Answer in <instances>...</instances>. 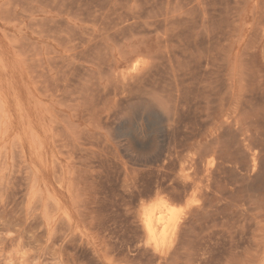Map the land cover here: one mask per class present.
I'll list each match as a JSON object with an SVG mask.
<instances>
[{
	"label": "rangeland",
	"instance_id": "1",
	"mask_svg": "<svg viewBox=\"0 0 264 264\" xmlns=\"http://www.w3.org/2000/svg\"><path fill=\"white\" fill-rule=\"evenodd\" d=\"M263 18L264 0H0V264H247V262L249 264H259L261 259L256 261V258L262 255L263 251L261 252V247L257 248L255 243L251 242L253 240H250L255 230H257V225L253 222L247 224L243 214L245 213L244 208L243 210L238 208L232 213L230 208L236 203L232 201H230V204L225 202V206L228 205L229 210L223 212L224 202L219 203V200H212L219 193L220 184L217 182H223L224 177L227 178L224 181L226 182L228 177L219 172L218 158L214 161L213 158L215 157H211L212 155L209 157V153L200 152V146L197 145L200 139L199 137L195 138L202 130L205 132L211 124L205 116L208 106L206 95L202 93V83L190 79L188 83L183 85L184 79L180 75H182V69L186 68L185 64L190 63L189 66L193 68L194 59L191 53L195 52V40L200 41L199 44L203 48L211 49L214 54L217 53L218 49L223 50L218 54L219 60L213 61L211 59L208 61V63L211 62L212 66L210 63V65L204 63L199 70L200 79L208 71H219L223 80L221 82L225 81L224 66H226V60L223 54L227 53L229 44L233 47V62L236 61V56H238L239 61L240 58L246 59L248 57L245 54H255L257 55V65L264 74V27H260L264 25ZM117 25L121 27L115 28ZM255 25H258L260 29L255 28ZM68 27L72 32L71 34L68 31L71 34L69 36L66 35L68 34L66 31ZM106 27L108 28L106 29ZM110 27H114V30ZM126 27L132 28L134 31L139 27V30L141 29L146 37L143 34L142 36L141 32L139 33L140 38H135L136 34L128 35L127 33V37L131 39H125V35L119 34L116 30ZM209 27L213 29L210 30ZM104 28L107 31L102 34ZM214 29H217V31L220 29V32L215 35L212 43H209L208 38L213 34ZM149 30H151L149 32L151 36L147 33ZM258 31L259 33H256ZM92 32L96 36L98 35L99 38L93 35ZM106 33L108 38H106ZM109 33L112 34V38ZM198 34L201 35L198 36ZM63 36L66 38L64 39ZM123 36L124 40L121 39ZM109 37L114 43L116 42L115 39L123 41L117 40L119 42L114 45L113 50L111 42L107 40ZM73 38L76 40V42L74 41L75 44ZM104 39L107 44L104 43ZM164 39L165 43H163ZM88 40H90L89 42L94 40V42L89 43ZM143 40L157 44L161 48V53L156 60L149 58L153 60V65H156L159 69L158 78L156 77L158 84L148 87L146 91L142 90L143 88L139 89L140 94L136 91L137 89H132L131 94L123 90V80L118 77L120 70H114L115 59L119 57V51L126 52L131 43ZM96 41L98 44L100 43V46L102 45V49L97 48ZM59 42H64V45L59 47L61 45ZM76 43H82L78 44L81 47L76 48ZM70 44L71 46L73 44V46L67 48ZM94 44H96L94 49H98V51H93ZM116 46L119 48L118 50ZM253 48L255 50H252ZM164 49L169 50L164 51L165 54H163ZM70 50H72L71 54ZM87 50L94 55L92 57L96 60V66L102 58L101 56L105 55L104 58L106 59L103 63H98L99 67L97 68H103V73H106V69L111 70L112 77L105 76L109 71L105 75H102L101 69L98 71L94 66L95 63L90 62L94 60L92 57L89 58L90 52L88 51L89 54L86 53ZM114 51L117 52L115 59ZM98 52L102 53L99 55ZM244 52L245 54L242 55ZM55 53L60 55L57 54L58 56H56ZM166 53H168V56H166ZM46 54L48 58L50 55L52 56L49 58L51 65L47 62ZM81 55L83 58L80 57ZM177 55H180V58L184 57L180 60ZM165 57H169L168 60H172V63L168 65L170 62L167 61L166 63ZM186 57L189 60L188 62ZM51 58L54 59L53 62H51ZM87 58L92 60H85ZM161 58H163V62L160 60ZM82 59L84 62L88 61V65ZM149 59L144 60L148 62V66H152V61ZM62 60L66 61L63 62ZM144 60L141 61L144 62ZM66 62L69 63V67ZM100 62H102V59ZM164 62L166 64H163ZM71 63H73V67L70 68ZM58 64L61 67L58 66V69L56 67L55 70L58 71L61 68L62 72L59 70V76H56L57 74L53 69ZM66 64L68 73L63 71L65 68L62 70V65L65 67ZM41 65H44V67ZM53 66V69L50 68ZM74 66L78 67L75 69ZM42 68H44V74L45 71L46 74L49 72L48 77L50 79H46L47 75L43 74L46 81L41 80L43 76L38 73L40 70V72L43 71ZM79 68L81 71L78 70ZM70 69L72 75H70ZM88 70L89 72H87ZM179 71L181 72L179 73ZM29 73L38 74L35 76L39 77L37 78L39 84L36 81L37 79L33 78L34 75H29ZM66 73L71 77L64 75ZM60 74L68 79H65L64 82V76H62L63 80L61 79V81L64 82V85L60 81L57 86L55 80L60 78ZM87 74L91 78L87 77ZM95 74H98L95 76L97 81L91 80ZM172 74L171 79L169 76H172ZM103 76L104 79L100 81ZM57 77L59 78L56 79ZM116 77L122 81L117 82ZM204 78L206 79V76ZM71 79L73 83H69ZM83 79L87 82H83ZM169 80H173V82L169 83ZM76 81L82 83L81 85L85 90ZM177 81L181 84L175 83ZM171 83H174V85ZM52 84H55L57 88H53ZM75 84L81 90L80 93H78L77 87L75 88ZM95 84L100 87L99 90L95 89ZM115 84L117 85L115 86ZM66 86L68 90L64 89ZM39 87H42L44 91ZM73 87L76 92L72 89ZM90 87L92 88L90 89ZM86 88L88 91H86ZM103 88L105 90H102ZM111 88L115 90L112 91ZM50 89L52 90L51 94L50 91L48 94L46 91ZM40 90L48 96L42 95V97L40 94L44 93L39 94ZM90 90H92V93H90ZM101 90L105 94L106 92H112L110 95L106 94L108 97H104L105 101L102 98L106 95ZM168 90H170V93L167 92ZM53 91L56 93L55 97ZM60 91H63L64 94ZM73 92L77 94L74 95ZM94 92L95 94H93ZM99 92L103 93V96ZM178 92L182 93L179 94ZM81 93H86L84 96L87 97L88 102L85 98H82L84 96H80ZM120 93L122 94L119 95ZM131 95L134 97L132 98ZM44 96H47L48 99ZM76 96L77 99L73 100L72 98H76ZM60 98L64 101L62 99L60 101ZM82 99H84V105H82ZM155 99L163 100V104L165 103L167 109L171 107L173 110L172 115L174 116L171 117L172 115H170L173 120L165 123L166 132L169 135L174 133L171 135V141L174 137L173 140L176 139L177 143H180L179 141L185 142L189 138V144H192L183 148L179 159H174L169 164L153 163L151 161L157 157L155 156L156 148L164 143V133L161 130L157 131L156 126L152 124L146 114H138L139 111L137 110L143 104L157 105ZM59 103L66 107L61 106ZM89 103L94 108H90ZM93 103L95 104L93 105ZM85 104L89 107L87 108ZM48 110L54 116L53 118ZM87 111L90 113L87 114ZM55 112L58 114L60 112L61 115H57ZM85 113L88 117L83 115ZM90 114H94L91 116L95 117L97 122ZM61 116L64 118V122ZM111 116H113V119ZM90 118H93L94 121ZM202 120H204V124H202ZM68 121L74 124L73 128H76L73 132L71 131L73 128ZM108 121L110 124H108ZM51 123H54L55 127L58 125L57 129ZM95 125L99 129H96ZM127 127L132 131H126ZM60 128L63 129V132L59 130ZM138 128L139 130H137ZM105 129L110 130L109 133L107 132L109 135L106 134ZM56 130L59 132L58 134L53 133ZM177 134L178 136L181 134L180 138ZM58 137L64 139L61 140L60 138L58 140ZM80 139L82 143L80 144L84 147L79 144ZM82 139L87 141L84 142ZM56 140L58 141L56 142ZM60 140L61 142L65 140V145L60 143ZM69 144L73 147H70ZM67 145L69 146L66 148ZM96 147L98 149L100 147V152H97L99 150ZM88 149H92L91 152ZM64 151L67 154L66 156ZM197 152L203 154L202 160L204 161H212L213 164L218 162L213 167L214 170L218 169L217 172L212 170L216 175L214 177L216 179H213L215 183L212 184L213 181L206 180L207 184L205 181L201 183V189L206 186V190L204 188L198 192L202 193L200 191H204L206 194L204 192L201 195L197 194L194 199L183 197L180 201L175 202L176 206H179L180 212V219L176 228L182 227V229L179 228L181 231H178L175 228L173 231L175 235L170 236L167 245L161 251H157L155 245L146 246L144 241L147 232L143 218V204L146 202L145 205L149 206L153 203L154 197H151L153 191L161 184L166 187L177 184L176 186L181 187L183 167L188 168L187 164L192 163V159L201 160V154L198 157ZM71 156H73L72 159ZM74 160L76 161L74 162ZM91 165L92 167H90ZM200 166V169L203 168L202 165ZM60 167L61 172L58 170ZM68 171L71 174L70 176ZM53 174L55 176L60 174L61 180L57 176L58 179L55 176L53 177ZM214 174L212 173L211 178ZM53 178L57 179V182ZM58 180H60L59 184ZM91 181L94 183L91 184ZM262 199L261 204L263 206L264 193ZM141 200L142 202H140ZM232 216L233 220L231 221ZM181 223L182 225H180ZM243 225L246 226V230H243L245 228L242 229ZM228 229L229 231L233 230L234 234L229 233ZM176 232L179 235H176ZM248 236L250 237L248 238ZM245 240H250L253 246ZM262 244L263 248L264 239H262ZM237 246H240V248ZM246 246L248 247L246 248ZM241 248L244 251L252 248L251 251L254 252L256 258L251 259L253 261H247L246 252ZM259 249L260 253L258 254ZM239 253L241 256H238ZM234 260L235 262H233ZM191 261L194 262L191 263Z\"/></svg>",
	"mask_w": 264,
	"mask_h": 264
},
{
	"label": "bare ground",
	"instance_id": "2",
	"mask_svg": "<svg viewBox=\"0 0 264 264\" xmlns=\"http://www.w3.org/2000/svg\"><path fill=\"white\" fill-rule=\"evenodd\" d=\"M264 19V18H263ZM256 26H258V25H255V28H259L260 29V27L261 28H263L264 27V25L263 26H258V27H256ZM67 27V26H66ZM70 27V26H69ZM67 28V30L66 29H64V30H66L67 32L69 31L71 34H72V32L70 31V28ZM117 27H121V26H116L115 28H117ZM140 27V26H139ZM139 27L138 28H136L135 29V31H134V29H132V28H124V29H117L116 31H118V33L119 34H121V35H125V39H128L129 37H127V33H128V35L129 34H132V35H134V34H136L137 35V37H136V35H135V38H140V32H141V35L144 33L141 29V31L139 30ZM141 27H142V25H141ZM140 27V28H141ZM213 28L215 27V26H212ZM212 27H209V29L211 30V29H213ZM96 28V27H95ZM108 27H106V29H107ZM110 28H112V27H110ZM143 29H145L144 27H142ZM206 28V27H205ZM216 28V27H215ZM255 28H254V30H255ZM69 29V30H68ZM71 29H72V27H71ZM113 30H114V27L112 28ZM112 29H111V32H112ZM206 29H208V28H206ZM75 30H77V29H75ZM98 30V29H97ZM109 30V29H108ZM66 31H63V32H66ZM73 31V30H72ZM85 32L87 31V30H84ZM104 32H102V31H100V32H102V34L103 33H105L106 31H105V28H104V30H103ZM145 31H147V30H145ZM151 30H149L147 33H149ZM66 32V33H67ZM69 32H68V34H66V35H71V34H69ZM94 32V31H93ZM92 32V34L93 35H95L94 33ZM109 32V31H108ZM143 32V33H142ZM208 32V31H207ZM220 32V29H218V31H217V29L215 30L214 29V31H212V33L213 34H211V32H210V37L208 38V42L209 43H212V41L214 40V38H215V35L216 34H218ZM253 32V31H252ZM73 33H74V31H73ZM88 33V32H87ZM90 33V32H89ZM114 33V32H113ZM138 33V34H137ZM146 33V32H145ZM146 33V34H147ZM256 33H259V31L258 32H256ZM91 34V35H92ZM110 34V33H109ZM90 35V34H89ZM101 35V34H100ZM105 35V34H104ZM106 35H107V33H106ZM105 35V36H106ZM111 35V38H112V34H110ZM109 35V36H110ZM143 35H145V34H143ZM142 35V36H143ZM149 35H150V33H149ZM199 35H201V34H198V36ZM254 35V34H253ZM87 36V35H86ZM96 36V35H95ZM151 36V35H150ZM250 36H252V35H250ZM254 36H256V35H254ZM254 36H252V38H254ZM64 37V36H63ZM71 37V36H70ZM72 37H73V35H72ZM80 37V36H79ZM96 37H98V35L96 36ZM113 37H115V38H118L117 36H113ZM144 37H146V35L144 36ZM66 37H64V39H65ZM93 38H95V37H93ZM99 38V37H98ZM100 38H102L101 36H100ZM106 38H108V35H107V37ZM111 38L109 37V39H107L109 42H111V46L113 47V50H114V45L115 44H118V42L120 41H123L124 40V36H123V38H121V39H123V40H119V39H117V40H119L118 42H117V40L115 39V43H114V41L113 40H111ZM79 39V38H78ZM88 39H90V38H88ZM96 39V38H95ZM114 39V38H113ZM131 38H129L128 40H130ZM60 40H62V39H60ZM70 40V39H69ZM74 41L76 42V40L73 38V43H74ZM77 41H79V40H77ZM90 40H88V42H89ZM92 41V40H91ZM99 41H100V39H99ZM104 41V43H106L105 42V39L103 40ZM171 41V40H170ZM64 42H66V41H64ZM64 42H59L61 45H59V47L60 46H63L64 44ZM68 42V41H67ZM85 42H86V38H85ZM94 42V40L92 41V42H89V43H93ZM127 42V41H126ZM132 42H134V41H132ZM200 42V41H199ZM199 42L197 41V40H195V48H194V50H195V52H192L191 54V56L193 57V59H194V65H193V68H192V66H189L190 65V63L188 64V66H187V64H185L184 66L186 67V68H184V69H182V75H180V76H182L183 77V79H184V81H183V85L185 84V83H188V80H198V82L199 83H202V93L203 94H205L206 95V104H207V111H206V114H205V116H206V120H209L208 122H210L211 124H210V127L207 129L206 127V131L204 132L202 129V131H201V133L199 134V135H196L195 136V138H197V137H199V142L197 143V145L198 146H200V149H201V151L200 152H203V153H205V154H208L209 153V157H210V155H212L211 157H215V158H213V160L215 161L217 158H218V160H219V164H217L216 162L214 163L215 165L217 164V165H219L218 166V168H219V172L221 173V174H225V175H227V177H228V180L230 181H226V182H224L227 178H223V179H225L223 182L221 181V180H223V179H221L220 181L221 182H217V183H219L220 185H219V188H218V190H219V193H218V195H216L215 197H213L212 198V200H219L220 202L219 203H222V202H224V206H223V208H222V210H223V212H226L227 210H229V206L228 205H226L225 206V202H227V203H229L230 204V201H232L233 203H236V205H232L231 206V208H230V210L232 211V213H234V210H236V209H242L243 210V208H244V212L245 213H243L244 214V216H245V218H246V222H247V224L248 223H255L256 225H257V230H255V232L253 233V235H252V239H250V240H253V241H251V242H254L255 243V245H256V247L257 248H259V247H261V252L263 251V254L262 255H260L258 258H256V257H254V252H252L251 250H252V248H251V250H248V249H246L244 252H246L245 253V256H246V259H247V261H253V260H251V259H255L256 258V261H259L260 259H261V261H260V263L259 264H264V247L262 248V239H264V204H263V206H262V204H261V201H263V193H264V74H262V70L258 67V65H257V55H255V54H253V53H251V54H253V55H249L250 53H248V54H245V52L244 53H242V55L243 54H245V55H248V57L246 58V59H242V58H240L239 59V61H238V56H236V61L235 62H233L232 61V59H233V56H234V53H233V47H232V45L231 44H229L228 45V48H227V53H225V54H223L224 56H225V60H226V66H224V65H222V66H224L225 67V71L224 72H226V74L224 75L225 77V81L222 83L221 81H223L222 80V78H221V76H220V73H219V71H208L207 73H206V79L204 78L205 76H202V79H200V77H199V70L203 67V65H204V63H206V65L208 64V65H210L211 64V62H209L208 63V61L209 60H213V61H217V60H219L220 58L218 57V54L220 53V51H223L222 49H218L217 50V53L216 54H214L212 51H211V49H209V48H207V49H205V48H203L200 44H199ZM83 43V42H82ZM82 43H76V48L78 47H81L80 45L78 46V44H82ZM87 43V42H86ZM113 43V44H112ZM163 43H165V39H164V42ZM171 43V42H170ZM169 43V44H170ZM192 43V42H191ZM249 43V42H248ZM75 44V43H74ZM96 44H98L97 43V41H96ZM96 44H94L95 46H93V49H94V47L96 48ZM100 44V43H99ZM98 44V45H99ZM107 44V43H106ZM120 45H122L123 44V42H122V44L121 43H119ZM167 44H168V42H167ZM173 44V43H172ZM249 44H251V43H249ZM92 45V44H91ZM97 45V48L98 47H100L101 49H102V45L100 46H98ZM119 45V46H120ZM174 45H176V43H174ZM181 45V44H180ZM69 46L70 47H72L73 46V44H72V46H71V44L70 45H68V47L67 48H69ZM187 46H189V45H187ZM252 46H254V45H252ZM92 47V46H91ZM245 47H247V46H245ZM89 49H90V46L88 47ZM87 48V49H88ZM116 48H117V46H116ZM128 50L126 51V52H122V51H119V57H116V54H117V52H115L114 51V53H113V55H114V59H115V57L117 58V59H115V65H114V70L115 71H117V69H119L120 70V72L118 73V77L119 78H122V80L121 79H118L117 77V82L119 81L120 82V80L124 83L123 85H124V91H127V92H129V93H131L132 94V89H137L136 91L139 93L140 91H139V89H142V90H145L146 91V89H148V87H153V86H155L156 84H158V81H157V76L159 75V69H157L158 67L156 66V65H153V60H151V59H149V58H154L155 60H156V58H158V56H159V54L161 53V48H159L158 46H157V44H154V43H150V41H147V40H143V41H136V42H134V43H131L128 47ZM81 49V48H80ZM100 49V50H101ZM119 48H117V50H118ZM170 49V48H169ZM169 49H167V50H169ZM176 49H178V48H176ZM251 49V48H250ZM74 50H76V49H74ZM79 50V49H78ZM95 50H97L98 51V49H94L93 51L95 52ZM107 50V49H106ZM113 50H111V51H113ZM166 49H164L163 50V52L165 51H167ZM179 50V49H178ZM244 50H246V49H244ZM252 50H255L254 48L252 49ZM251 50V51H252ZM72 50H70L69 52H70V54L72 53L71 52ZM89 50H87L86 51V53H88L89 54V52H90V54H89V58H91L92 57V52L91 51H89ZM96 51V52H97ZM102 51V50H101ZM224 51H225V48H224ZM230 51V52H229ZM78 52V51H77ZM81 52V51H80ZM107 52V51H106ZM165 52L163 53V54H165ZM179 52V51H178ZM181 52V51H180ZM243 52V51H242ZM48 53H50V52H48ZM99 53V52H98ZM100 53H102V52H100ZM100 53H99V55H100ZM183 53V52H182ZM229 53V54H228ZM58 55H60L59 53H57ZM56 53H55V55L56 56H58ZM69 54V53H68ZM74 54H76V53H74ZM87 54V55H88ZM108 54V53H107ZM168 53H166V56H168L167 55ZM170 54V53H169ZM186 54V53H185ZM184 54V55H185ZM256 54H257V52H256ZM48 55H50V54H48ZM84 55H85V51H84ZM91 55V56H90ZM109 55V54H108ZM171 55V54H170ZM182 55V54H181ZM73 56V55H72ZM77 56V55H76ZM94 56V55H93ZM104 56L105 55H103V56H101L102 58V62H100L101 61V59L99 60V62L98 63H103V61H104V59H106V58H104ZM178 57L180 56V55H177ZM46 57L48 58V56H47V54H46ZM50 57H52L51 55H50ZM49 57V58H50ZM60 57V56H59ZM58 57V58H59ZM74 57V56H73ZM72 57V58H73ZM80 57H82V55L80 56ZM86 57H88V56H86ZM85 57V58H86ZM146 57V58H145ZM181 57V56H180ZM179 57V58H180ZM184 57V56H183ZM182 57V58H183ZM188 57V56H187ZM187 57H186V60H187ZM49 58L47 59V62L48 63H50V60H49ZM54 58L55 59H57L55 56H54ZM63 58V57H62ZM65 58V57H64ZM75 58V57H74ZM73 58V59H74ZM78 58V57H77ZM83 58V57H82ZM108 58H109V56H108ZM149 59V60H151L152 61V66H148L149 64H148V62H146L144 59ZM170 58H171V56H170ZM182 58H180V60H182ZM79 59H81V58H79ZM79 59H78V61H79ZM92 59L94 60V58L92 57ZM92 59H85V60H92ZM163 58H161L160 60H162ZM167 59V60H166ZM169 59V57L168 58H164V60L166 61V63H167V61H169L168 60ZM171 59H173V58H171ZM51 62H53V58H51ZM67 60V59H66ZM66 60H62L63 62H65ZM141 60H144V62H142ZM185 60V59H184ZM206 60V61H205ZM75 61V60H74ZM77 61V60H76ZM75 61V62H76ZM82 61H83V59H82ZM96 60H94V61H90L91 63L92 62H94L95 63V65H94V63H93V65L97 68V67H99L98 66V63H97V66H96V62H95ZM150 61V62H151ZM172 61V60H171ZM171 61H169L170 63H168V65L169 64H171L172 62ZM189 60H187V62H188ZM58 62V61H57ZM70 62V61H69ZM73 62V61H72ZM84 62V61H83ZM85 62H87V63H85ZM84 63L85 64H87L88 65V61H85ZM105 62H107V61H105ZM104 62V63H105ZM162 62H163V60H162ZM174 62V61H173ZM182 62V61H181ZM191 62V61H190ZM43 63V62H42ZM59 63V62H58ZM60 63H62V62H60ZM67 63V62H66ZM91 63H89V65L91 64ZM112 63V62H111ZM160 63H161V61H160ZM165 62L163 63V64H166ZM52 63H50V65H51ZM55 64V63H54ZM57 64V63H56ZM62 64H64V63H62ZM68 64V67H69V63H67ZM67 64L65 65V67H64V65H62V70L63 71H66L67 73H68V71L66 70V69H68L67 68ZM72 64V66H70V68L71 67H73V63H71ZM70 64V65H71ZM162 64V65H163ZM176 64V63H175ZM80 65V64H79ZM151 65V64H150ZM41 66H43L44 67V65H41ZM58 66H60V64H58V65H55V68H54V66L53 67H50V68H54L53 70H55L56 69V67H57V69H58ZM91 66H92V64H91ZM104 66H105V64H104ZM174 66H176V65H174ZM211 66H212V64H211ZM220 66V65H219ZM46 67V66H45ZM61 67V66H60ZM75 67V66H74ZM78 67V66H77ZM77 67H75V69L77 68ZM81 67H83V66H81ZM80 67V68H81ZM113 67V66H112ZM161 67H163V66H161ZM208 67V66H207ZM214 68H215V66H213ZM218 67V65L216 66V68ZM80 68L78 69V70H80ZM84 68H86V67H84ZM106 68V67H105ZM165 68H166V65H165ZM32 69V68H31ZM43 69V71L42 72H40L39 71V75L40 76H43V74H44V68H42ZM61 69V68H60ZM59 69V70H60ZM73 69V68H72ZM98 69V71H99V69H101L100 70V72H102V69L103 68H97ZM109 69H111L110 67H109ZM161 69V68H160ZM172 69V68H171ZM175 69V68H174ZM178 69V68H177ZM219 69V68H218ZM45 70H47L46 68H45ZM52 70V71H53ZM59 70L57 71V70H55V72H56V76H59L58 74L60 73V72H62L61 70H60V72H59ZM86 70V69H85ZM181 70V69H180ZM31 71V70H30ZM48 71V70H47ZM81 71V70H80ZM107 71H109L108 73H107ZM111 70H108V69H106V73H103L102 75H105L106 77H107V75H108V77L109 76H111L112 77V75L110 74L111 72H110ZM161 71H162V69H161ZM160 71V72H161ZM173 71V70H172ZM178 71V70H177ZM58 72V73H57ZM70 75H72V73H71V69H70ZM87 72H89V70L87 71ZM93 72V71H92ZM105 72V71H104ZM174 72V71H173ZM181 71H179V73H180ZM35 73V72H34ZM32 74V73H29V75L31 74V75H34L33 76V78L34 79H37V78H39V77H36L37 75L36 74ZM63 73H65V72H63ZM64 74V75H69V74ZM82 73V72H81ZM83 73H85L84 71H83ZM91 73V72H90ZM90 73H89V75H90ZM42 74V75H41ZM48 74H49V72L46 74V71H45V74L44 75H47L45 78L46 79H50V77H48ZM80 73L78 72V75H79ZM110 74V75H109ZM115 74H117V73H115ZM177 74V73H176ZM36 75V76H35ZM64 75H61L60 74V78L59 77H57L56 79H58V80H55L56 81V84H57V86H58V83L60 84V81H61V79H62V76H64ZM69 75V76H70ZM75 75V74H74ZM73 75V76H74ZM81 75V74H80ZM79 75V76H80ZM83 75V74H82ZM92 75H93V73H92ZM98 74H95L94 75V78L93 79H91V80H96L97 81V79H95V76H97ZM171 75V74H170ZM68 76V77H69ZM168 76V75H167ZM53 77V76H52ZM71 77V76H70ZM81 77V76H80ZM87 77H89V78H91L90 76H88V74H87ZM157 77V78H156ZM172 77H173V74H172V76H169V78H171L172 79ZM175 77V76H174ZM179 77V76H178ZM177 77V78H178ZM33 78H32V80H33ZM42 78V77H41ZM43 78H44V76H43ZM41 79L42 81L43 80H45L46 81V79L44 78V79ZM100 78H101V75H100ZM181 78V77H180ZM63 79H64V82H65V79H68V78H65V76L63 77ZM62 79V80H63ZM85 79V78H84ZM84 79L82 80L83 82H87V81H84ZM104 79V76H103V78L102 79H100V81H102ZM106 79H109V78H106ZM111 79H113V78H111ZM174 79H176V78H174ZM40 80V81H41ZM52 80V79H51ZM70 80V79H69ZM68 80V81H69ZM128 80V81H127ZM37 81V83H38V79L36 80ZM36 81L34 82V84L36 83ZM44 81V82H45ZM52 81H54V80H52ZM54 81V82H55ZM58 81V82H57ZM67 81V80H66ZM130 81H133L132 83H129ZM43 82V83H44ZM47 82H48V80H47ZM50 83H52L51 81H49ZM53 82V83H54ZM62 82V81H61ZM64 82H62L61 84H63ZM77 82V81H76ZM116 82V83H117ZM122 82H121V84H122ZM169 83L170 82H173V80L171 81V80H169L168 81ZM43 83H41L42 85H43ZM49 83V84H50ZM69 83H73V80L71 79V82L69 81ZM78 84H80L79 82H77ZM94 83H96L95 81H94ZM110 83V82H109ZM113 83H115V82H113ZM175 83H178V84H181V82L179 83L178 81L177 82H175ZM39 84V83H38ZM45 84H48V83H45ZM82 84V83H81ZM80 84V86L82 87V85ZM117 84H119V83H117ZM117 84H115V86L117 85ZM163 84H167V83H163ZM172 85H174V83H171ZM170 84V85H171ZM37 85V84H36ZM36 85H35V87H36ZM42 85H40V86H42ZM55 84H52V86H53V88H57V86L55 85ZM64 85V84H63ZM68 85V84H67ZM76 86H75V88L77 87V84H75ZM96 85V84H95ZM94 85V86H95ZM97 85H98V83H97ZM96 85V87H95V89L97 88L98 90H99V88L100 87H98ZM170 85H169V87H170ZM50 86H51V84H50ZM61 87H62V85H60ZM59 86V87H60ZM109 86V85H108ZM111 86H113L112 84H111ZM111 86H109V87H111ZM119 86V85H118ZM181 86V85H180ZM60 87V89H62ZM108 87V88H109ZM114 87V86H113ZM112 87V88H113ZM39 88H41V90H43L42 89V87H39ZM43 88H45V87H43ZM74 87L72 88L73 90L75 89ZM79 87H77V89H78ZM89 88V87H88ZM92 87H90V89H91ZM112 88H111V90H112ZM167 88V87H166ZM52 89V88H51ZM48 90V91H46V92H48V94H49V91H50V94H51V91L52 90ZM59 89V90H60ZM64 89H67L68 90V88H67V86L66 87H64ZM82 89H84L85 90V88L84 87H82ZM117 89V88H116ZM119 89H120V87H119ZM168 89V88H167ZM41 90L39 91V94L40 93H44L43 91L41 92ZM46 90V89H45ZM72 90V91H73ZM84 90H82L83 92H84ZM102 90H105L104 88L102 89ZM101 90V91H102ZM110 90V89H109ZM115 90V89H114ZM114 90H112V91H114ZM122 90V91H123ZM56 91V90H55ZM78 91V93H80L79 91H81L80 89H78L77 90ZM86 91H88L87 90V88H86ZM91 91V92H90ZM89 92L90 93H92V90H90ZM94 91V90H93ZM107 91V90H106ZM170 90H168L167 92H169ZM176 91H177V89H176ZM179 91V90H178ZM62 92V94H64L63 93V91H60V93ZM69 92V91H68ZM74 92H76L75 90H74ZM72 93V94H74V95H76L75 93ZM103 93H104V91H102ZM119 92V91H118ZM117 92V93H118ZM172 92V91H171ZM54 91H53V96L55 97L56 96V93H55V95H54ZM100 93V92H99ZM103 93H100V94H102V96H103ZM110 93H112V92H110ZM110 93H107L106 92V94H108V95H110ZM115 93H116V91H115ZM128 93V94H129ZM141 93V92H140ZM139 93V94H140ZM170 93V92H169ZM179 94H181L182 92H178ZM71 94V95H72ZM93 94H95V92L93 93ZM98 94V93H97ZM99 94V95H100ZM105 93H104V95H106ZM122 93H120L119 95H121ZM137 94V93H136ZM139 94H137V95H139ZM41 96L42 95H47V94H40ZM71 95H69V96H71ZM84 95H86V93H84V94H80V96H84ZM90 95V94H89ZM111 95H113V94H111ZM118 95V96H119ZM134 95V94H133ZM183 95V94H182ZM48 96V95H47ZM47 96L45 97L44 96V98H47ZM61 96H63V95H61ZM87 96H88V94H87ZM98 96V95H97ZM97 96H95V97H97ZM116 96V95H115ZM132 96V95H131ZM134 96H136V95H134ZM134 96H132V98L134 97ZM184 96V95H183ZM43 97V96H42ZM59 97V96H58ZM57 97V98H58ZM93 97H94V95H93ZM106 97H108L107 95L106 96H103V100L105 101V98ZM127 97V96H126ZM178 97V96H177ZM65 98H66V96H65ZM82 98H85L86 99V101H87V97H82ZM89 98V97H88ZM99 98V97H98ZM48 99V98H47ZM61 99L62 98H60V101H61ZM73 100H76L77 99V96H76V98H72ZM81 99V98H80ZM92 99V98H91ZM91 99H90V101H91ZM100 99V98H99ZM127 99V98H126ZM174 99H175V97H174ZM177 100H178V98H176ZM72 100V101H73ZM101 100V99H100ZM99 100V101H100ZM103 100H101V101H103ZM123 100V99H122ZM156 100V99H155ZM62 101H64L63 99H62ZM68 101V100H67ZM178 101H180V99L178 100ZM40 102V101H39ZM71 102V101H70ZM76 102V101H75ZM84 102V99H82V103ZM88 102V101H87ZM86 102V103H87ZM121 102V101H120ZM156 102H157V105L156 104H143L142 106H140L139 108H137V110L139 111H137L138 112V114L139 113H142V114H146V116H147V118L152 122V124L154 125V126H156V130L157 131H159V130H161L163 133H164V137H165V139H164V143L161 145V146H158L157 148H156V155L155 156H157L154 160H151V161H153V163L154 162H160V163H163V164H169V162H171V161H173L174 159H179V157H180V153H181V151H182V149L183 148H185V147H189L190 145H192V144H189V138L187 139V140H185V142L184 141H179L180 143H177L175 140H173L174 138H172V141H173V143H175V144H173L172 143V141H171V135H173V134H171V135H169V133L168 132H166V126H165V123L166 122H169L170 120H173V119H171V117H173L174 115H172L173 113V110H172V108L171 107H168V108H170V109H167V107L163 104V100H160V99H157L156 100ZM77 103V102H76ZM76 103H74V104H76ZM81 103V102H80ZM100 103H102V102H100ZM119 103V101L117 102V104ZM139 103V102H138ZM143 103V102H142ZM60 105H61V103H59ZM88 104V103H87ZM90 104V106H91V103H89ZM95 103H93V105H94ZM116 104V105H117ZM40 105V104H39ZM43 105V104H42ZM81 105V104H80ZM82 105H84V103L82 104ZM86 105V104H85ZM102 105V104H101ZM120 104H118V106H119ZM135 106L137 105V104H134ZM61 106H64V105H61ZM78 106V105H77ZM87 106V105H86ZM44 107H45V105H44ZM49 107H51V106H49ZM64 107H66V106H64ZM73 107V106H72ZM89 107V105L87 106V108ZM94 108V106H91L90 108ZM98 107H99V105H98ZM103 107V106H102ZM52 108V107H51ZM61 108V107H60ZM63 108V107H62ZM135 108V107H134ZM86 109V108H85ZM45 110H46V108H45ZM71 110V109H70ZM171 112H170V111ZM49 111V110H48ZM46 113H47V111H45ZM53 112H54V110H53ZM113 112V111H112ZM49 113H50V111H49ZM90 112H88L87 111V114H89ZM91 113H92V111H91ZM94 113V112H93ZM115 113V112H114ZM171 113V114H170ZM51 114V113H50ZM55 114H57V115H61V113L59 112V114L57 113V112H55ZM49 115V114H48ZM52 115V114H51ZM83 115H86V113L85 114H83ZM91 115H94V114H90V116ZM107 115V114H106ZM105 115V116H106ZM170 115H172L171 117H170ZM63 116V115H62ZM61 116V117H62ZM87 116V115H86ZM54 116L52 115V118H53ZM88 117V116H87ZM91 117H93V116H91ZM50 118H51V116H50ZM63 118V117H62ZM93 118H95V117H93ZM93 118L91 119V120H93ZM108 118V117H107ZM111 118L113 119V116H111ZM110 118V119H111ZM55 119V118H54ZM82 119V118H81ZM88 119V118H87ZM105 119V118H104ZM110 119H109V121H110ZM95 121H96V118L94 119ZM93 120V121H94ZM102 120V119H101ZM57 121V120H56ZM63 122H64V118H63V120H62ZM104 121V120H103ZM102 121V122H103ZM109 121H108V124H110L109 123ZM69 122V121H68ZM97 122V121H96ZM106 122V121H105ZM70 123V122H69ZM89 123V122H88ZM93 123V122H92ZM100 123V122H99ZM173 123V122H172ZM52 124V123H51ZM54 124V123H53ZM52 124V126H54ZM71 124V123H70ZM97 124V123H96ZM101 124V123H100ZM174 124V123H173ZM202 124H204V120H202ZM208 124V123H207ZM73 125L74 124H71V126H72V128H73ZM98 126H101V125H99V124H97ZM150 125V124H149ZM206 125V124H205ZM60 127H61V125H59ZM68 126V125H67ZM70 126V127H71ZM89 126V125H88ZM98 126H96L95 125V127H96V129L98 128ZM151 126V125H150ZM172 126V125H171ZM174 126V125H173ZM202 126V125H201ZM55 127V126H54ZM56 127H58V125H56ZM55 127V128H56ZM74 127H76V126H74ZM94 127V126H93ZM103 127V126H102ZM107 127V126H106ZM109 127V126H108ZM148 127V126H147ZM204 127V126H203ZM71 128V129H72ZM57 129V128H56ZM70 129V130H71ZM76 128H73L71 131L73 132V130H75ZM95 129V128H94ZM99 129V128H98ZM103 129H104V127H103ZM109 129H110V127H109ZM106 130L105 132H106V134H107V132L108 131H110V130ZM51 130V129H50ZM52 130H55V129H52ZM59 130H61L62 132H63V129L62 128H60ZM137 130H139V128L137 129ZM171 130V129H170ZM172 130H174V129H172ZM101 131V130H100ZM103 131V130H102ZM126 131H132V129H130V128H126ZM62 132H60V133H62ZM82 132V131H81ZM173 132V131H172ZM194 132V131H193ZM193 132H192V134H193ZM203 132V133H202ZM52 133V132H51ZM53 133H59V132H57V130H56V132H53ZM109 133V132H108ZM144 133V132H143ZM179 133V132H178ZM198 133V132H197ZM56 134V135H57ZM85 134H86V132H85ZM90 134V133H89ZM147 134V133H146ZM56 135H55V138H56ZM88 135V134H87ZM86 135V136H87ZM97 135V134H96ZM107 135H109V134H107ZM148 135V134H147ZM181 135V134H180ZM179 135V136H180ZM195 135V134H194ZM59 136H61L62 137V135H60L59 134ZM73 136H75V135H73ZM81 136L83 137V135L81 134ZM80 136V138H82ZM90 136V135H89ZM176 136V135H175ZM177 136H178V134H177ZM178 136V137H179ZM191 136V135H190ZM61 137H58V140L61 138ZM64 137V136H63ZM67 137H68V135H67ZM96 137V136H95ZM76 138V137H75ZM79 138V137H78ZM85 138V137H84ZM87 138V137H86ZM100 138H102V136H100ZM162 139H163V137H161ZM180 138V137H179ZM62 139H64V138H61V140ZM77 139V138H76ZM88 139V138H87ZM97 139V138H96ZM103 139V138H102ZM102 139H100L101 141H103ZM53 141H55L54 139H52ZM58 140H56V142L58 141ZM61 140H60V143H64L65 142V140L64 141H62L61 142ZM84 142H85V140L84 139H82ZM90 140V139H89ZM181 140V139H180ZM184 140V139H183ZM191 140V139H190ZM67 141V140H66ZM87 141V140H86ZM175 141V142H174ZM69 142V141H68ZM68 142H67V144H68ZM71 142V141H70ZM89 142V141H88ZM94 142V141H93ZM93 142H91V143H93ZM96 142H97V140H96ZM203 142H205V143H203ZM81 143V139H80V142H79V144ZM36 144V143H35ZM58 144V143H57ZM56 144V145H57ZM82 144V143H81ZM80 144V145H81ZM89 144V143H88ZM97 144V143H96ZM62 145V144H61ZM64 145H65V143H64ZM70 145V144H69ZM69 145H67L66 146V148L69 146ZM172 145H174V146H172ZM41 146V145H40ZM82 147H84L83 145H81ZM96 145H95V142H94V147H95ZM138 146V145H137ZM59 147V146H58ZM70 147H73V146H71L70 145ZM85 147H86V145H85ZM88 148H89V146H87ZM90 147H92V146H90ZM42 148V147H41ZM57 148V147H56ZM62 148V147H61ZM75 148H76V145H75ZM97 148V150H99V151H97V152H100V147H99V149H98V147H96ZM96 148H95V150H96ZM59 149V148H58ZM65 150V149H64ZM73 150H75V149H73ZM84 150V149H83ZM88 150H90V149H88ZM92 150V149H91ZM91 150H90V152H91ZM126 150V149H125ZM124 150V151H125ZM60 151V150H59ZM61 151H63L62 149H61ZM69 151V150H68ZM76 151H77V149H76ZM86 151V150H85ZM93 152V151H92ZM162 152V154L160 155V153ZM198 153V157H200V155L199 154H201V153ZM63 153V152H62ZM67 153V152H66ZM69 153V152H68ZM75 153H78V152H75ZM80 153H81V151H80ZM94 153H96V152H94ZM64 154H65V151H64ZM64 154H61L62 156L64 155ZM89 155H90V153H88ZM100 154V153H99ZM67 154H65V156H66ZM159 155V156H158ZM202 155L203 154H201V160H197L196 158V160L195 159H192L191 160V162L192 163H188L187 164V166H188V168H189V165H190V168L188 169V168H184L183 166V169H182V174H181V179H182V182L180 181V183H181V187L180 186H176L177 184H171L170 185V187L168 186V187H166L164 184H161V185H159V186H157L156 187V189L153 191V194H152V196L151 197H154V201H153V203H151L149 206H146L145 204H146V202H145V204H143V206H142V210H143V218H144V224H145V230H146V232H147V234H148V225L149 224H151V227H152V230L157 234V236H159V237H162L163 238V243H161V244H159V245H155V248H156V250L157 251H161L166 245H167V243H168V241H169V238H170V236L171 235H175V233L173 232L174 230H175V228H176V226H178V224H177V222H178V220L180 219L179 218V215L178 214H180V212H179V209H178V207L179 206H176V204H175V202H177V201H180L183 197H185V198H190V199H194V198H196L197 197V194H199V195H201L204 191H200V192H202V193H198L199 192V190L201 189V183H203L204 181H205V183L207 184V182H206V180H208V181H213V179H216V178H214V177H216V175L214 174V172L216 171V170H218V169H216V170H214V164H213V162L211 161V162H208V161H204V160H202ZM77 156H79V155H77ZM94 156H95V154H94ZM208 156V155H207ZM72 157L73 156H71L70 158L72 159ZM81 157H82V155H81ZM84 157V156H83ZM88 157V156H87ZM89 157H91V156H89ZM96 157H98V156H96ZM209 157H208V159H209ZM187 158V157H186ZM79 159V158H78ZM78 159H76V160H78ZM188 159V158H187ZM68 160V159H67ZM76 160H74V162L76 161ZM82 160H84L83 158H82ZM89 160V159H88ZM94 160V159H93ZM149 160V159H148ZM180 160H181V158H180ZM207 160V159H206ZM85 161V160H84ZM92 161V160H91ZM90 161V162H91ZM96 161V160H95ZM182 161V160H181ZM189 161H190V159H189ZM55 162V161H54ZM80 162H82V161H80ZM80 162H79V164H80ZM89 162V163H90ZM94 162V161H93ZM185 162V161H184ZM148 163V162H147ZM152 163V165H154ZM172 163V162H171ZM187 163V162H186ZM186 163H185V165H186ZM54 164V163H53ZM56 164V163H55ZM78 164V165H79ZM87 164V163H86ZM143 165V164H142ZM147 165V164H146ZM200 165H202V167L203 168H199V166ZM148 166V165H147ZM227 166H229V167H227ZM234 166V167H233ZM46 167H47V165H46ZM53 167V166H52ZM55 167V166H54ZM90 167H92V165L90 166ZM140 167V166H139ZM201 167V166H200ZM216 168H217V166H215ZM86 168V167H85ZM90 169V168H89ZM53 170H54V168H53ZM55 170H56V168H55ZM58 170H60V172H61V167H60V169H58ZM90 170H92V169H90ZM212 170H214V172L212 171ZM127 171V170H126ZM56 172H58V171H56ZM78 172V171H77ZM81 172V171H80ZM79 172V173H80ZM136 172V171H135ZM217 172V171H216ZM55 173V172H54ZM68 173H69V171H68ZM82 173V172H81ZM85 173V172H84ZM212 173L214 174V176H213V178H211L212 177ZM56 174V173H55ZM62 175H63V173H61ZM88 174V173H87ZM129 174H130V172H129ZM132 174V173H131ZM136 174H137V172H136ZM71 174L69 173V176H70ZM92 175V174H91ZM127 175V174H126ZM55 175L53 174V177H54ZM57 176V175H56ZM55 176V177H56ZM60 174H59V176H57V177H59L60 178ZM93 176V175H92ZM138 176V175H137ZM56 177V178H57ZM128 177V176H127ZM133 177V176H132ZM80 178V177H79ZM134 178V177H133ZM132 178V179H133ZM54 179V178H53ZM58 179V178H57ZM57 179L55 180V182H57ZM135 179V178H134ZM133 179V180H134ZM212 179V180H211ZM60 180H61V178H60ZM60 180H58V184H59V181ZM79 181V180H78ZM88 181H90L89 179H88ZM178 181V180H177ZM130 182V181H129ZM132 182V181H131ZM87 183V182H86ZM85 183V184H86ZM90 183V182H89ZM92 183H94V182H92L91 181V184ZM134 183V182H133ZM204 183V184H205ZM213 183H215L214 181L212 182V184ZM205 184V185H206ZM60 185H61V183H60ZM71 185V184H70ZM134 185V184H133ZM231 185V186H230ZM92 186V185H91ZM93 186H94V184H93ZM135 186V185H134ZM216 186V185H215ZM206 186H203V188L202 189H204ZM208 187V186H207ZM229 187H230V189H229ZM60 188V187H59ZM92 189H94L93 187H91ZM201 189V190H202ZM205 190H206V188H205ZM214 190V189H213ZM228 190H230V191H228ZM77 191V190H76ZM95 191H96V189H95ZM94 191V192H95ZM214 192H216V191H214ZM79 193V192H78ZM205 194H206V192H204ZM93 194H95V193H93ZM205 194H203V195H205ZM213 194V193H212ZM215 194V193H214ZM72 195V194H71ZM80 195V194H79ZM50 196V195H49ZM80 197V196H79ZM97 197V196H96ZM207 197V196H206ZM204 198V197H203ZM74 199V198H73ZM95 199H97V198H95ZM150 199V198H149ZM152 199V198H151ZM54 200V199H53ZM77 200V199H76ZM185 200V199H184ZM56 201V200H55ZM78 201V200H77ZM147 201H148V199H147ZM189 201V200H188ZM191 201H193V200H191ZM140 202H142V200L140 201ZM144 202V201H143ZM152 202V201H151ZM209 202V201H208ZM73 203H74V201H73ZM189 203V202H188ZM79 204V203H78ZM77 204V205H78ZM179 204V203H178ZM180 205V204H179ZM187 205V204H186ZM189 206V205H188ZM191 206V205H190ZM221 206V205H220ZM246 206V207H245ZM242 207V208H241ZM183 209V208H182ZM218 210V209H217ZM219 211V210H218ZM205 212H207V211H205ZM184 213V212H183ZM231 213V212H230ZM182 214V213H181ZM187 214H188V212H187ZM236 214H238V213H236ZM242 214V215H243ZM184 216V215H183ZM185 217V216H184ZM232 219H231V221L233 220V216L231 217ZM238 220V219H237ZM229 221V220H228ZM242 221V220H241ZM184 224H185V222L184 221H182ZM210 222V221H209ZM228 223V222H227ZM226 223V224H227ZM238 223V222H237ZM245 224V223H244ZM180 225H182V223L180 224ZM179 225V226H180ZM234 225H235V223H234ZM254 225V224H253ZM237 226V225H236ZM225 227V226H224ZM223 227V228H224ZM246 226L245 225H243L242 226V229L243 228H245ZM247 227H248V225H247ZM254 227V226H253ZM256 227V226H255ZM179 228H181L182 229V227H179ZM178 227L176 228V229H178V231L180 230ZM250 228H251V226H250ZM239 230H240V227H239ZM238 230V231H239ZM243 230H246V228L245 229H243ZM249 230V229H248ZM251 230V229H250ZM181 231V230H180ZM228 231H229V229H228ZM230 231H233V230H230ZM229 231V233H233L234 234V231L233 232H230ZM237 231V230H236ZM243 232V231H242ZM245 232V231H244ZM173 233V234H172ZM228 233V232H227ZM236 233H239V232H236ZM247 234V233H246ZM176 235H179V234H177V232H176ZM180 235H181V233H180ZM237 236V235H236ZM250 236H248V238H249ZM145 238V237H144ZM229 238H231V237H229ZM243 238V237H242ZM245 238H247L246 236H245ZM176 240H178V239H176ZM232 240V239H231ZM238 240V239H237ZM250 240H245V241H247L250 245H252L253 246V244L250 242ZM179 241V240H178ZM178 241H176V242H178ZM235 241V240H234ZM233 241V242H234ZM236 242V241H235ZM240 242V241H239ZM179 243V242H178ZM177 243V244H178ZM247 243V244H248ZM242 244V243H241ZM175 245V244H174ZM173 245V246H174ZM233 245V244H232ZM235 245V244H234ZM239 245V244H238ZM147 246V245H146ZM234 247V246H233ZM236 247V246H235ZM238 247V246H237ZM248 246H246V248H247ZM238 248H240V246L238 247ZM149 249V248H148ZM235 249H237V248H235ZM245 249V248H244ZM250 249V248H249ZM151 250V249H150ZM254 250H255V247H254ZM253 250V251H254ZM208 251V250H207ZM230 251H231V249H230ZM229 251V252H230ZM240 251V250H239ZM242 253V252H241ZM258 254L260 253V249L258 250V252H257ZM234 255H235V253H234ZM234 255H232L233 257H235ZM206 256V255H205ZM238 256H241V254L239 253V255ZM227 259V258H226ZM231 259H232V257H231ZM239 259V258H238ZM192 260V259H191ZM208 260V259H207ZM233 260V259H232ZM237 261V260H236ZM240 261V260H239ZM194 261H191V263H193ZM233 262H235V260L233 261ZM241 262V261H240ZM190 263V262H189ZM194 264V263H193ZM223 264V263H222ZM233 264V263H232ZM240 264V263H239ZM247 264H249V262H247Z\"/></svg>",
	"mask_w": 264,
	"mask_h": 264
},
{
	"label": "clouds",
	"instance_id": "3",
	"mask_svg": "<svg viewBox=\"0 0 264 264\" xmlns=\"http://www.w3.org/2000/svg\"><path fill=\"white\" fill-rule=\"evenodd\" d=\"M144 243L147 246L159 245L163 243V238L157 236V234L152 230L151 224L148 225V234L146 236Z\"/></svg>",
	"mask_w": 264,
	"mask_h": 264
}]
</instances>
